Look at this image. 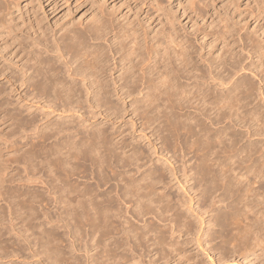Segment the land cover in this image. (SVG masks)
<instances>
[{
	"label": "bare ground",
	"instance_id": "obj_1",
	"mask_svg": "<svg viewBox=\"0 0 264 264\" xmlns=\"http://www.w3.org/2000/svg\"><path fill=\"white\" fill-rule=\"evenodd\" d=\"M62 1L66 3L67 0ZM260 2L261 0L256 3V9L251 11H264V7L259 4ZM262 2L264 3V0ZM161 3L160 0H136L135 8L138 11H144L147 8V12H162L164 8H162ZM18 5L19 0H0V27L2 30L0 36L4 31L5 34L6 32L11 34L13 29L11 27L15 26L9 25L12 21H6V16L12 14L11 9L13 7L18 9ZM60 5L62 4L59 0H51L48 2L47 7L53 13ZM195 6L194 11H208L207 7L210 4L208 5L204 0H197ZM214 10L217 11L218 9L215 8ZM98 11L97 16H94L96 17L94 22H91L92 24L86 25L80 31L69 29L71 27L68 26V29L61 31L58 38L51 36L52 40L55 39L53 43L45 32L46 29L40 26L41 20L38 18L35 20L36 27H34V24L29 25V30L32 29L35 37L31 38L26 48V43L23 46L21 39L19 42L15 39L17 35L9 36L13 40L12 43L17 41V44H21V48L25 51V59L21 65L19 64L20 68L17 67L20 71V73L17 72L18 75L15 70L13 71L9 67L1 68L0 75L6 77L9 83L11 78L14 79L13 81L18 80V86H24L26 89L25 94L31 96V100L28 102L26 100L24 106L31 110L32 108L35 110L45 108L46 117L55 111L58 112L57 107L60 106L62 107L60 108L61 114L68 111H75L77 114L85 106L98 110L102 109L108 114L109 112L119 113L124 105L130 106L134 111L137 110L145 125L150 124L151 120L155 121L157 119L155 114L158 115L159 113L166 116L168 122L172 123L171 125L174 123L175 129L179 130L178 132L184 136L183 139L181 138L183 141L180 140L184 149H192L191 152L196 153V155L199 154L197 153L198 150H203L200 154V162L199 159L195 160L199 162L197 170L193 168L196 176L192 175L193 173L187 175L186 172L184 176L186 178H190V175H192L191 178L196 177L195 182L197 181V183L198 180L202 181L201 190L199 189L201 184L193 182L200 186L198 188L200 194L197 195L202 198L199 200L203 204L215 205L219 201L208 202L209 198L211 200L213 193H216V190H218V193L221 190V197L218 200L222 202L223 197L227 199L225 205L227 210L225 212L217 210V214L210 215L212 216L211 222L207 221L214 228L218 227L217 231L211 230L204 234L208 239L207 242L210 244L219 238L221 244L218 242V245H216L214 242V245H209L208 251L216 252L220 247L223 250L228 248L234 253L239 252V254L251 250L254 251L253 253L260 251L261 255L264 254V182H261L262 184L259 186L254 184L257 187L252 184L254 182L251 183L253 186L247 183L251 178H253L252 181L255 178H258L259 181L260 179L264 180V167L260 168L264 165L262 164L263 161L261 163V160L264 159V152L258 156L255 155L254 159L251 157L252 160L250 159L251 163L249 165L243 164L246 168L245 171L241 168L244 172L240 174L247 180L245 181L242 178L241 183L246 182V185L243 184V186L235 178V174L240 171V167H243L241 166L242 159H238V157L243 156V153L239 155L243 148L246 150L247 148L252 149L251 146L255 145L254 142H250V147L247 148L237 147L235 144V141L239 139L236 138L237 133L235 141L232 139L234 137L231 136L230 139L227 136L228 134L225 137V139L229 137L227 140H224L223 137L222 139L220 137L221 133L219 134L218 131L211 134L209 132L211 128L208 129L209 127H207L209 123L205 124L196 114L198 112L204 115L211 123L216 121L217 124L218 122L220 124L226 118L231 119V121L234 120V123L231 122V124L238 123L243 112V109L240 108H244L248 104V97L254 90V83L252 82V84L250 80V82L244 80L242 76V79L239 80L238 78V82L233 81L230 89H226L227 92L226 90L222 92L220 89L221 93H214V90L212 91L209 87H206L207 84H204L208 80H212L220 86L225 85L233 78V74L235 75L238 71L244 70L241 62L239 66V61L234 59L230 61L221 59L222 61L216 62L214 60L216 58L211 57L213 61L209 60L207 69H203L193 60L195 50L190 40L188 41L186 37L179 35L173 29L172 22L174 21H171L166 13H164L165 23L168 26L163 35L165 39L163 42H158L152 40L153 38H150V35L148 37L138 26L127 27L107 18L102 6ZM167 14L169 13L167 12ZM110 16L111 14L108 17ZM146 17L151 19L149 12L146 13ZM225 30H223V35ZM238 40L239 42L243 40L242 44L246 43L248 45L249 43L252 53L257 55L256 59L263 63L261 52L263 48L259 45V40L262 41V39H258L256 43L255 41L253 43V40L247 38V36L244 39L241 36ZM2 47L4 49L5 45ZM41 49L45 53L54 52L56 55L43 57ZM57 51L59 53H56ZM65 54L69 56L67 58L66 55L67 60L63 57ZM234 56L231 55L230 57ZM56 57H63V61L59 59L58 63ZM238 57L237 59L241 61V58ZM205 60L203 61L205 62ZM9 64L11 63L9 62ZM5 69L7 70L4 71ZM231 69H235L237 72L233 73V70L230 71ZM229 71L233 74L231 75ZM67 72L68 74H66ZM115 73L116 75L111 77ZM80 84L83 87L85 86L84 93L89 95L90 99L83 98L87 96L83 95L84 90ZM12 88L13 91L17 90L16 87ZM262 93L264 94V91ZM262 93L260 92V94ZM137 95H141L140 98L136 97ZM114 97L115 99H113ZM126 98H130L129 104L123 102ZM39 99L43 100L46 105L39 103ZM4 100L0 101V124L9 121L8 125L11 126V133L17 134L16 132H19L22 134L25 133L26 129H29L30 132L33 131V136L32 139L29 138V142L25 143L26 147L23 150L20 148L22 146L15 148L16 142H13L15 144V146H12V149L15 148L12 150L14 154L11 158L9 157L10 163L22 164L21 169H23L22 173L24 174L17 176L23 182L10 186L13 178L10 175L12 174H8V176L7 171L5 172L3 169L4 167L0 168V202L4 201L3 204H5L4 207L0 203V263L6 260L9 264H23L27 261L30 264H145L144 258L146 256L149 264H158L157 261L161 262L160 264L167 263V261L173 264H202V260L195 258L197 253L192 254L189 246L195 245L205 251L204 245L202 246L204 238L202 239V234L198 235L197 233L200 228L198 230L195 227L193 228L195 223L193 224L190 217L184 215L183 210H180V207H183L182 203L185 204V201L182 200L179 205L177 202L180 200L173 201L174 197L172 198L168 191L167 193L166 190H163L164 188L157 187L158 185L161 187L164 183L165 179L163 180V178L168 175L165 171H158L157 169L144 170L137 177H135L133 171V174H127L124 169L119 171L116 167L124 168L130 164L140 168L143 154L140 156L133 151L131 154L119 155L117 152L118 145L116 147V144L110 142L104 126L103 130L99 126L96 127L97 125L93 126L94 128L90 127L89 130H84L88 127L79 130L74 127V121L56 122L50 121L48 118L46 124L40 128V125L36 123V120L38 121L36 114L30 115L28 113L22 116V111H8L7 107L10 103ZM140 109L142 110L141 113ZM190 109L195 113H190ZM11 110H16V108ZM178 111H188L189 113L180 115L181 113L179 114ZM151 112H154V115H150ZM244 122L241 121L245 125L246 122ZM224 125L226 130L228 125ZM174 126L170 127L174 128ZM250 126L252 125L250 124ZM155 128H157L155 133L157 130L161 133L160 127ZM220 129L222 130V127ZM256 131L255 133L258 134L259 132ZM226 132L229 133L230 131ZM233 135H235V132ZM167 137L171 138L170 136ZM165 138V136H161L162 143L167 142V139H169L166 138V141ZM239 141H237L238 145ZM165 144L171 145L168 142ZM173 145L175 147V144ZM118 149L121 151L120 147ZM185 151L183 152L185 153ZM247 151L249 152V150ZM187 152L186 154H188ZM194 157L196 158V156ZM197 158H199V155ZM246 158L248 159V157ZM1 160L2 164L8 162V159L4 157ZM85 162H88V165L92 168L88 171H90L92 177H89L93 179L94 185L77 180L78 177L87 178L88 176ZM214 164L217 165L216 168L213 167ZM186 170L188 172V169ZM170 171L169 173H171ZM175 175L173 172L171 177L174 176L173 178L177 180L176 182L179 185L182 182ZM111 180L115 182L114 188L109 186L103 188ZM18 182L20 181L17 180ZM183 182H188V180ZM32 183L43 186L40 188V185L35 187L33 184L32 187L30 185ZM186 191L183 190V192ZM187 192L186 195H189L190 193ZM187 198H190V203L195 197ZM240 206L246 208L241 209ZM192 207L194 206L189 205L187 209L198 216L200 224L197 223L201 225L204 218L202 219L200 214L196 213L200 206H197L196 212ZM199 209L203 208L200 207ZM147 215H150L148 216L150 219L147 218ZM131 219L135 220V223ZM4 221H7V223H4ZM27 250L28 252H26ZM230 250L224 251L227 256L231 252ZM79 252L85 254V257H81ZM208 253L205 255L210 259L209 263L215 264L219 259L221 261L222 257H217L214 262ZM219 254H223V252ZM261 255L259 256L261 257ZM152 256H156V258H151Z\"/></svg>",
	"mask_w": 264,
	"mask_h": 264
},
{
	"label": "rangeland",
	"instance_id": "obj_2",
	"mask_svg": "<svg viewBox=\"0 0 264 264\" xmlns=\"http://www.w3.org/2000/svg\"><path fill=\"white\" fill-rule=\"evenodd\" d=\"M49 1H51V0H48V2ZM59 1L62 5H60L53 13H51V11L49 10V7H47L48 2H46V0H39V1L38 0H19L18 9H16L15 7H13L11 9L12 14H9L10 15V16L8 15L9 17L6 16V21H12L11 23H9V25H12L15 27H11V28H13L11 31V34H8L6 32L7 36L5 34V31L1 33V36H0V51H1L0 52V69L9 67L13 71L15 70V73L17 75H18V73H20V71H19L20 67L19 66L21 65V63L25 59V57H24L25 51L23 50V48H21L22 46H20L21 45L20 43L17 44V41H14L12 43L13 40H11V37H9V36L17 35V36H15V39L18 40V42L21 39V41H23L22 42L23 46L26 43V45H25V48H26V46L29 43V41L31 40V38L35 37L34 34L32 33V29L29 30V25L34 24V27H36L35 20L37 18L39 20H41L40 26L42 28L46 29L45 32L48 34L50 40H52L51 36H56L58 38L61 31L62 32H63V30L65 31V29L68 26L71 27V28L68 27L69 29H75L77 31L78 30L80 31L86 25H89L91 22L93 23L95 20L94 18H96L94 16H97V14L99 13L98 9L102 6V9L104 10L103 12H105L107 18L113 19L115 21V23L117 22L118 24H123L124 26H127V27L128 26H135V27L138 26L143 32H145V34L148 35V37L150 35L151 36L150 38H153L152 40H156L158 42H161V41L163 42L165 39V37H163V35H164V32L166 31L165 29H167V26H168L167 23H165L166 19H165L164 13H166V16L169 15L167 17H170L171 21H174V22H172L173 29L176 32H178L179 35L184 36V38L186 37V39L188 41L190 40V43L193 45V48L195 50V52L193 54V58L194 57L195 58L193 60L200 67H202L203 69L204 68L207 69V63L210 62L209 60H211V57L216 58V59H214V60H216V62H220V61L225 60V59L227 61L234 59V60L239 61V66L242 64V66H243L242 69H244V70H240L238 72L235 69L230 70V71L233 70V73L237 72L235 75L232 72L230 73V71H229V73L231 75L233 74V78L231 79L232 81L231 80L229 82L226 81L227 83H225V85L220 86L219 84H217L216 81L208 80L207 83L204 84V85H206V84L208 85V86L206 85V87H209L212 91L214 90V93L215 92L221 93V91L224 92L226 89L229 90L231 85L233 84V81L235 80L234 82H236L238 80V78H239V80L242 79V76H243L244 80H246V81L250 80L251 83L252 82L254 83V84L252 83L254 86V88H253L254 90L251 94H249L250 96L248 97V104L244 108H240V109H243L242 110L243 112L241 113L242 115L240 114L241 117L244 115L242 118L241 117L239 118L240 122L238 121V123H237L235 121L236 123L233 124L234 120L231 121V119L226 118L220 124H219V122L217 124L216 121L214 123H211L204 115H201L198 112L196 113L198 115V117L203 122H205V124L206 123L210 124V125L207 124V127H209L208 129L211 128L209 130V132L211 134H213L215 131H218L219 134L221 133L220 137L221 138L223 137L224 140H227V138H229V137H230V139L232 137H234V138H232L234 140L236 137V133H237L236 138L237 139L239 138L237 141L241 140V141H239V145H238V142L235 141L236 139L234 140L237 147L241 146V147L247 148V147H250V144H249L250 142L251 143L254 142L255 145L251 146L252 149L247 148V150H249V152H251V153H249L245 148H243L242 149L243 151H240V154H239V155H241L243 153V156L238 157V159H242L241 160V162H242L241 166H243V167H240V171L238 173L236 172L237 174H235V178L237 179L238 183L240 182V184H242L241 183L242 178H244V177H242V175L240 173L245 171L246 167H244V165H249L251 163L252 158L253 159L255 158V155L258 156L264 152V94L262 93L264 91V11H251L252 9H254V10L256 9V7H255L256 3L260 0H215V2H214V0H213V2H211L212 0H204V2H207L208 5L210 4V6L207 7L208 11H194L193 9L196 7L195 5H197V0H189V1L188 0H160L162 2L161 3L162 8L165 9V10L163 9L165 12L163 10H162V12L161 11H157V12L148 11L150 16H151V19L150 18L147 19V17H146V13H148L146 11L147 8L144 11H138L137 8H135L136 0H103V1L102 0H67L66 3H63L62 0H59ZM261 2H262V0H261ZM261 2L259 3L260 6L264 7V3L263 2L261 3ZM98 5H100V6H98ZM234 5L236 6V8ZM41 8H43V9H41ZM215 8H216V10L217 9L218 10L215 11L214 10ZM167 12L169 14H167ZM107 13H108V15H107ZM110 14H111V16L108 17ZM157 14H160V15H157ZM19 16H21V17H19ZM14 19H15V21H14ZM6 25H7V22H6ZM224 28L225 29L228 28V29L225 30ZM229 28H231V29L229 30ZM161 29H163V30H161ZM223 30H225L224 35H223ZM0 31H2L1 27H0ZM230 31H232L233 33ZM3 33L5 34L6 38L4 37ZM237 33H238V35H237ZM220 34H222L223 36ZM245 35L247 36V38L252 39L253 43H254V41L256 43L258 41V39H262V41L259 40L260 41L259 45L263 48L261 51L263 54V56H262L263 63H260L259 60L256 59L257 55H256V53H254V54L252 53V50H251L252 48H250L249 43H248V45L246 43L242 44L243 40L242 41L240 40V42H239L238 38H240L242 36V38L244 39L246 37ZM19 36H20V38H19ZM22 37H23V39H22ZM56 37H53V38H56ZM227 37H229V38H227ZM224 38L225 39L227 38V39L225 40ZM1 39L5 40L4 42H6V43H4L3 40H1ZM54 40L55 39H53L51 42L53 43ZM224 40L226 41V43ZM235 40H238V41L236 42ZM234 42H236V43H234ZM4 45H5V47L3 49L2 46H4ZM29 46H31V45H29ZM37 49H38V47H37ZM209 49H211V50H209ZM227 51H230V52L227 53ZM56 53H59V51H57ZM233 53L234 54L236 53L235 56ZM47 55L48 56H54L56 54L54 52L45 53L42 50V56L46 57ZM66 55L67 54H65L63 57H65V59L67 60V58L69 56L67 55V58H66ZM231 55H233L234 57H230ZM236 55H237V57L239 56L241 58V61H240V59H237ZM63 57H56L55 59H57L58 63H59V59H60V61H63V59H62ZM222 57H224V58H222ZM196 60H198V61H196ZM203 60H205V62ZM211 61H213V59ZM9 62L12 65L9 64ZM240 62H241V64H240ZM14 63H15V65H14ZM253 65H255V66H253ZM257 66H260V67L256 68ZM17 67H19V68H17ZM227 68H229V67L227 66ZM6 70L7 69H5L4 71H6ZM234 70H235V72H234ZM254 72H255V74H258V75L253 74ZM27 73L29 74V71ZM66 74H68V72ZM115 75H116V73L114 75H111V77H113ZM13 80H14L13 78L9 79V81H11L9 83L8 80L6 79V77L4 78L3 75H0V87H1L0 88V90H1L0 101L2 102L5 99L4 101L7 100V102L10 103L7 107L8 111H13V112L22 111L21 112L23 114V115L21 114L22 116H25L28 113H30V115L36 114V118L38 119V121L36 120V123H38V125H40V128L46 124V121L48 118H49L48 120H50V121L53 120L56 122L57 121L61 122L63 120L64 121H66V120L74 121V123H73V125H75L74 127H76V129L78 128L79 130H83L84 127L85 128L88 127V129L86 128L84 130H89L93 126L95 127L96 125H97L96 127L99 126V128L102 130L105 128V132H107L106 135H107V137L109 136L108 138L110 139V142L112 141L111 143L116 144V147H117V145H118V148L120 147L121 151H119V149L117 148V152L119 153V155L122 156V155H126L128 153L131 154V153H133V151L136 152V154H139L140 156H142V154H143V156H142L143 160H141L142 166L141 167L139 166L140 168H138V166H136V165L130 164L129 166H126L124 168L116 167L117 170L122 171L124 169L125 171H127L126 172L127 174L132 173V171H133V173L135 174V177L140 175L142 171L144 172V170L149 171V170L157 169L158 171H160V170L165 171V173L168 175H166L167 176L166 178H163V180L165 179L163 182L164 183L166 182L167 184L163 183L161 185V187H160V185H158L157 187L164 188L163 190L164 191L166 190L165 192L168 191L169 194L172 196V198L174 197L173 201L176 202L177 200H180L177 202L179 205L182 203V200L185 201V204H184V202L182 203L183 207L181 206L180 210L181 211L183 210L182 212L184 213V215L190 217V219L193 221V224L195 223L194 224L195 226H193V228L195 227V229H197V230H198V228H200L197 233H198V235L202 234V239L204 238L202 246L204 245L203 247H204L205 251H202L200 248L196 247L195 245H193L191 247L189 246V249H190V251H192V254L197 253V254H195L196 255L195 258L198 260H202L201 261L202 264H211V263H209L210 259L208 258L207 255H205L208 252H209L208 254L213 259L214 262L217 260V257H219V258L222 257L221 261H219L220 259L218 258L219 260L216 261L215 264H217V263L219 264L221 262H223L221 264H264V254L261 255L260 251H256L255 252L256 254L253 253L254 251H252V250L247 251V252H243L244 254H242V252L239 254V252L234 253V252H232V250L227 248L225 250L231 251V252L229 251L230 253L228 252L229 253L228 256L225 254V252H224L225 250H223L220 247H219L218 251H216V252L208 251V249L210 248L211 245H214V244L218 245L217 243L220 241V239L217 238V239H215V241H213V243L215 242L214 244L212 242L210 244H209V242H207L208 239L204 236V234L208 231H211V230H216V231L218 230V227L214 228V226L211 223L209 224L208 222H211L212 216L218 213L217 210H219V211L222 210L223 212H225L227 210L226 206H225L227 204L226 203L227 199H224L225 197H223L222 202H221V200H218L219 197H221V190H219L220 193H218V190H216V193L215 192L213 193L211 200L209 198L208 203H211V201L216 202V200L219 202H217L215 205L211 204L212 206L210 204L207 205V203H205L209 207V210H208V207L205 204H203L201 200H199L202 197L200 198V196L197 194H200L199 189L201 190L203 183L200 180H198L199 181L198 183H197V181L195 182V180H197V178L196 177H195L196 179L193 178L194 176H196V175H194L193 168L195 170H197V164L200 162V154H201V151L203 152V150H201V151L198 150L197 153H199V154H197V155H196V153L194 154L193 152H191L192 149L185 148L186 149V151H185L184 146L182 144V141H183L182 139L184 138V136L178 132L179 130L177 131L175 129L174 123H173V125H171L172 123L170 124V122H168L166 116L159 114V113H158L159 116L157 114H155L157 119H155V121L153 120L154 122L151 120L150 121L151 126L149 127L150 124L145 125V123H143L144 121L140 117V114L137 110L134 111L130 106L124 105L125 108L123 107L122 109H120L119 113L109 112L108 114L106 111H103L102 109L98 110L96 108H90L87 106H85V108L79 110V112H77V114L75 113V111H70V112L68 111V112H65V114L64 113L61 114L60 108H62V107L60 106V107H57L58 112L55 111L52 114H48V116L46 117V115L44 113L45 108L39 109V110L38 109L35 110L34 108H32V110H31V109H28L27 107L24 106L26 104V102H25L26 100H27V102L29 100H31V96H29L28 94H25L26 89L24 88V86H21L22 88L18 86L19 85L18 80L17 81H13ZM11 83H13V85H11ZM81 84H82V82H81ZM228 84H230V85H228ZM12 87H16L17 90L13 91ZM84 87H83V85H81V88H83V90H84ZM222 87H223V90H222ZM255 87L257 88V90L259 89L258 90L259 92L256 90ZM220 89H221V91H220ZM228 90H226V92ZM84 92H85V90L83 91V95L87 96V97H83V98L90 99V96L86 95V93H84ZM260 92L263 95L260 94ZM140 96L141 95H137L136 97L140 98ZM113 99H115V97ZM39 101H40L39 103H41L42 105H46L43 100L39 99ZM128 101L130 102V98H126L123 102L125 104H129ZM15 108L17 111L11 110V109H15ZM190 110H191L190 113H192V114L195 113V111H193L192 109H190ZM33 111H34V113H33ZM139 111H140V113L142 112L141 109ZM81 112H82V114H81ZM187 112L178 111L179 114L181 113L180 115H183V113L185 114ZM211 112H214V111H211ZM246 112H247V114H246ZM149 114L154 115V112H151ZM68 115L71 118H69ZM201 116H203V117H201ZM162 117L164 118V121H163ZM203 118H206V119H203ZM227 119H229V120H227ZM166 120H167V122H166ZM78 121H80V122H78ZM241 121L242 122L245 121L246 122V123L244 122L245 125L243 123H241ZM81 122H82V124H81ZM231 122H233L232 123L233 126H231L232 125ZM8 124H9V121H7L4 124H0V168L4 167L3 169L5 170V172L9 171L8 173L6 172L7 175L12 174V175H10V177L11 176L13 177L10 186H14L16 184L23 182V180L21 181L18 176H21L24 173H22L23 169H21L23 167L22 164L9 162V161H11L9 159L14 154L12 152V150H14L15 148L20 147V146L23 147V148L20 147L22 150L25 149L24 148V147H26L25 143L27 141L29 142L30 139H32L33 131L30 132L29 129H28L29 131L26 129V131H24L25 133L21 134L19 132H16L17 134H15V133L13 134V133H11L12 132L11 126H9ZM162 124H164V125H162ZM224 124L228 125V128L226 125V128H227L226 130L224 128L225 127ZM250 124L252 126H250ZM81 125H83V126H81ZM234 125H236V126H234ZM243 125L245 126V128ZM103 126H104V128H103ZM170 126L171 127L174 126V128H171ZM155 127H158V128L160 127L159 130L162 134L159 133L158 130L155 133V131L157 129ZM221 127H222V130L220 129ZM229 127L231 128L232 132H231ZM163 129L164 130L166 129V131H164ZM223 129L225 130V132ZM258 129L259 130L262 129V130L259 132ZM221 131H223V132H221ZM226 131H230L231 135L229 134L230 132L228 133ZM255 131L259 132L260 134L259 133L256 134ZM262 131H263V133H262ZM175 132L178 134L175 135L176 134ZM234 132H235V135H233ZM7 133H9L10 136ZM153 133H155V134H153ZM169 133H170V135H169ZM224 133H225V135H224ZM156 134H157V136H156ZM226 134H228L227 136H229V137H227L225 139ZM161 136H165L166 138H169L167 136H170L171 137V138H169L170 140L167 139L168 140L167 141L166 138H165V140L171 145L169 146L168 144H165L167 142L162 143ZM173 136H174V138H173ZM180 140H182V141H180ZM13 142L14 143L16 142L15 143L16 146ZM246 142H248L247 143L248 145L246 144ZM173 144H175V147ZM12 146H15V148L12 149L13 148ZM133 147L135 150L133 149ZM136 149H139V150H136ZM181 149H183V150H181ZM250 149H251V151H250ZM257 149H259V150H257ZM131 150H132V152H130ZM187 150H188V152H187ZM256 150H257V152H256ZM177 151H178V153H177ZM183 151H185V153ZM121 152H123L125 154H122ZM186 152L188 154H186ZM18 153H19V151H18ZM179 153H181V154H179ZM193 154H194V156H196V158L193 156ZM198 155H199V158H197ZM3 157L5 159H8L9 163L8 162L4 163L5 165L7 164L6 165L7 167L4 164H2V162H1L2 161L1 159ZM242 157H244V158H242ZM246 157H248V159ZM166 159L168 160V162ZM198 159H199V162L195 161ZM243 159L245 160V162H243L244 161ZM262 161L264 162V159L261 160V163H262ZM169 162L171 164H168ZM85 163H86L85 166L87 168V172H88L87 175L88 176H87V178L78 177L77 180L79 182H82V183L86 181L88 184L94 185L93 179L90 178V177H92L89 173L90 171H88V170H92V168L88 165V162H85ZM15 164H16V166H15ZM262 164H264V163H262ZM238 166H240V165H238ZM213 167L216 168L217 165L214 164ZM263 167H264V165H262L260 168H263ZM136 168L138 169L137 171H136ZM172 168L174 169V171H172L173 170ZM241 168H243L244 171ZM260 168H258V170H260ZM14 169H18V170H14ZM186 169H188V172ZM251 169H254V168H251ZM14 171H16V172L19 171L21 174L20 173L18 174V172L16 173ZM169 171L172 174L169 173ZM173 172H174V175L176 174L175 176L178 177L177 179L180 182H182L179 185L176 182L177 180H175L173 178L174 176L171 177V175H173ZM185 172L187 173V175L193 173L192 174V175H194L192 177L193 179L191 178L192 175H190V178L184 177L186 175ZM238 176H239V178H238ZM185 179L188 180V182L184 183L183 181H186ZM252 179L253 178H251L247 181L244 178V180L247 181L248 184H251L252 182H254V183H252L253 185L257 184L259 186L264 182L263 179H260V181L258 180V178H255L253 181H252ZM17 180L20 182L17 183ZM169 181H171V182H169ZM245 181H243V184L246 185ZM168 182H169V184H168ZM193 182H195L196 184L200 183L201 187L199 185H196ZM114 183L115 182L113 180H111V182H108V184L103 188H106L108 186L114 188V186H115ZM7 184L9 185V183H7ZM33 184L34 183H32L30 185L32 187L34 185H35V187L40 185V184H34V185ZM252 184H251V186H253ZM163 185L164 186L166 185L167 187H164ZM257 185H254V186L257 187ZM41 186H43V185H40V188H42ZM189 187L191 190L189 189ZM186 189L188 192L186 191ZM183 190L186 191L188 194L190 193L189 194L190 196L186 195V192H183ZM187 197H192V198L195 197V198L192 199L193 201L191 200V202L189 203L190 198H187ZM179 198H182V199H179ZM3 203H4V201H2L1 204H3ZM188 203L190 206H192V205L194 206V207H192L193 209H195L194 212H196V210L199 206L201 208H203V209H199L200 208L199 207L196 213L198 215L200 214V217H202V219L204 218L203 219L204 223H206L208 220L209 221L206 224H204L202 222V224H203V225L201 224L202 226L199 225L200 222L198 221L199 220L198 216H196L194 213L190 212V210L187 209L189 206V205H187ZM202 204H203V207H202ZM4 205L5 204H3V206ZM179 205H178V207H179ZM204 205L207 208V209L205 208V210H204V207H205ZM242 205H243V202H242ZM241 207L242 206H240V208ZM244 208H246V207L243 206L241 209H244ZM211 209L213 210V212ZM206 210H208V211H206ZM245 210H247V209H245ZM188 211H189V213H187ZM198 211L201 213H199ZM203 212H205V213H203ZM210 215H212V216H210ZM148 216H150V215H147V218H149ZM132 221L135 223V220H132ZM138 222H140V221H138ZM4 223H7V221H4ZM197 230H194V231H197ZM199 232H200V234H199ZM219 244H220V242H219ZM228 247H229V245H228ZM219 250H221L220 252L221 253L223 252V254H219L220 253ZM26 252H28V250ZM79 253H80L81 257H83V258L85 257V254H83L82 252H79ZM81 253L84 256H82ZM230 254H232V255H230ZM259 255H261L262 258ZM154 257L156 258V256H154ZM154 257L152 256L151 258H154ZM223 258H224V260H222ZM144 259H145L144 263L149 264L146 256ZM43 263H44V261H43ZM157 263L160 264L161 262L157 261ZM171 263L172 262L167 261V263H163V264H171ZM0 264H9V263H7V261L5 260V262H2ZM23 264H30V263H29V261H27V262H23ZM180 264H183V263H180Z\"/></svg>",
	"mask_w": 264,
	"mask_h": 264
}]
</instances>
